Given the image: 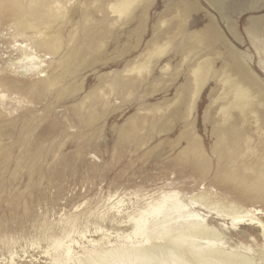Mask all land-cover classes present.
Listing matches in <instances>:
<instances>
[{
	"label": "rangeland",
	"instance_id": "obj_1",
	"mask_svg": "<svg viewBox=\"0 0 264 264\" xmlns=\"http://www.w3.org/2000/svg\"><path fill=\"white\" fill-rule=\"evenodd\" d=\"M238 1L224 0L225 7L218 13L206 0H138L121 17L105 4L96 8L92 0L60 3L66 19L60 25L64 41L77 27L81 39V17L87 11L94 21L107 23L110 35L100 55L73 80L82 83L79 92L56 99L64 82L39 98L31 93L21 97L0 87V264H77L91 249L88 241L100 240L102 232L109 233L111 241L122 228L130 232L116 213L143 210L168 192L184 199L205 194L220 203L232 201L258 209V217L264 220L260 121L243 123L234 112L231 122L245 129L250 149L234 155L214 149L218 111L225 105L217 100L221 90L214 73L223 66L230 72L223 46L209 50L211 72L198 97L187 101L185 119L174 116L182 108L174 102L189 86L193 65L206 58L205 46L189 52L188 43L212 18L224 41L251 56L250 67L264 91L262 63L246 33L252 21L264 26V0L253 9L239 6ZM48 2L0 0V76L7 75L18 86L55 73L57 60L75 47L69 42L56 55L43 53L44 73L30 71L28 61H16L20 55L12 47H33V38L51 37L43 24L49 16L45 13L59 5L47 6ZM227 16L239 40L229 33ZM18 25L26 29L23 34L16 30ZM168 40L170 45L151 58L142 78L127 73L131 64ZM115 79L126 86L120 96L110 86ZM94 96L98 100L88 108ZM87 111L98 115L89 127L80 119ZM132 127L135 133L129 132ZM123 128L125 137L119 134ZM228 227V242L250 239L247 230L229 234ZM258 243H263L261 237ZM67 246L69 257H65Z\"/></svg>",
	"mask_w": 264,
	"mask_h": 264
},
{
	"label": "bare ground",
	"instance_id": "obj_2",
	"mask_svg": "<svg viewBox=\"0 0 264 264\" xmlns=\"http://www.w3.org/2000/svg\"><path fill=\"white\" fill-rule=\"evenodd\" d=\"M62 1L51 0V3H46L47 6L56 2L59 5V9H48L45 14L49 16L44 22L42 21L50 31L51 37L49 39L33 38V47L22 44L12 47L13 52L20 55L18 60L14 59L13 61L21 63L28 61L30 62L28 65L30 71L44 73L45 68L42 65L44 55H56L60 51H64V47L68 46L69 42L75 47L62 54L57 60L55 73L45 75L42 81L18 86L3 74L0 76V87H6L7 91H14L21 97L31 93L39 98L51 91L57 84L64 82L56 92V99H61L82 89V83L74 84L73 80L82 68H87L90 62L100 55L105 44L104 41L110 33L105 21H94L91 13L87 11L81 17L80 30L83 31L81 39H77L79 36V27H77L76 30L68 34L64 41L63 29L60 28V25L63 26L66 23L65 12L61 9L64 7L60 5ZM137 1L92 0V3H96V8L105 4L113 14L121 17ZM206 1L218 13L225 7L224 0ZM258 1L239 0L236 3L245 9H253L257 6ZM32 2L34 5L41 4L40 0H32ZM46 5H44V9L47 7ZM188 13V9L185 8V17ZM225 22L229 33L239 40L237 32L233 29V22L228 16ZM78 23L80 24V22ZM263 28L260 21H252L246 28V33L264 71ZM23 29L20 25L16 26L18 33L23 34ZM170 43L171 40H168L163 46H157L147 52L142 60H137L128 67L127 73H134L142 78L143 73L147 72L151 58L163 54L166 46ZM218 45L227 50L226 59L229 62L227 66H229L230 72H225L226 66H223L220 71L214 73V79L218 82L221 90L217 100L225 101V105L218 111L219 121L215 124L216 147L214 149L219 154H222L223 151L232 152L233 155L240 154L243 150L250 149V137L246 136L242 126L238 127L231 122L233 113L236 112L242 118L243 123L252 121V124H257L260 121L257 131L261 135L264 134L262 132L264 127H261V124L264 123V91L257 85L258 77L250 67L251 56L238 51L228 41H224V36L213 18L209 20V24L203 32L194 34L188 43L189 52L205 46L203 55L206 58L193 65L189 86L181 90V95L174 102V106H182V108L176 109L174 116L177 120L185 119L184 109L187 101L189 99L194 101L198 97L211 72L213 60L209 57V50ZM77 46H79L78 49H76ZM10 63L12 64V60ZM110 86L112 92H116L117 96H120L122 90L126 88L119 79H115ZM130 89L127 88V91ZM91 94L90 98L93 95ZM0 97H3V93L0 94ZM94 98L90 101L88 108L98 100V97L94 96ZM82 108V105L78 106L77 111L81 112ZM96 113V111H87V115L80 119L88 127L92 126L98 121ZM125 131L124 128L121 129L120 136L125 137ZM134 131V127H132L129 132L135 133ZM194 152L197 153V150ZM184 198L185 196H180L178 193L168 192L155 202L148 204L143 210L128 215L116 213L118 214L115 215L118 217L117 220L130 227V232L128 229L122 228L119 233H116L113 241L110 240L109 233L102 232L100 240L91 239L88 241L91 249L85 251L78 258L77 264H264V220L258 217V209L239 206L232 201L220 203L213 201L205 194ZM228 226L231 228L229 234L244 229L249 232L250 239H244L241 243L228 242V235L225 233L229 230ZM260 237L263 239L261 244L258 243ZM101 240H106V242L100 244ZM59 245L57 244V246ZM70 255L71 248L67 246L65 257Z\"/></svg>",
	"mask_w": 264,
	"mask_h": 264
}]
</instances>
